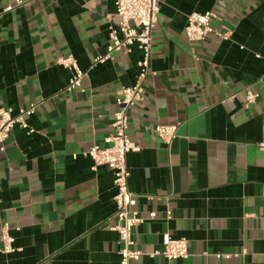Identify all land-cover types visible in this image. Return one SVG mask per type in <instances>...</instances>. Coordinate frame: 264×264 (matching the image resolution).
Listing matches in <instances>:
<instances>
[{
    "label": "crops",
    "instance_id": "0c3cea01",
    "mask_svg": "<svg viewBox=\"0 0 264 264\" xmlns=\"http://www.w3.org/2000/svg\"><path fill=\"white\" fill-rule=\"evenodd\" d=\"M0 0V108L36 105L0 151L2 229L14 253L0 264H121L115 173L92 170L84 153L106 147L116 101L136 84L141 53L106 54L116 0ZM213 12L209 35L191 43L188 16ZM243 48V49H242ZM72 56L87 76L72 93ZM145 101L129 113V187L144 223L133 231L132 264H264V0H160ZM258 95L247 104V92ZM159 125L177 126L164 144ZM154 214V216H150ZM185 239L189 257L169 261L166 239ZM159 253L160 255H158Z\"/></svg>",
    "mask_w": 264,
    "mask_h": 264
},
{
    "label": "built area",
    "instance_id": "2783aa9c",
    "mask_svg": "<svg viewBox=\"0 0 264 264\" xmlns=\"http://www.w3.org/2000/svg\"><path fill=\"white\" fill-rule=\"evenodd\" d=\"M23 0H15L16 6L23 5ZM116 24L110 28L109 44L105 55L96 57L89 70L98 65L113 61L114 55L123 53L131 54L134 47L141 53V59L137 64L138 74L136 84L131 87H123L119 91L116 101V111L112 124V134L106 140V147L93 146L83 155L93 161L92 170L96 172L100 167H107L114 171V185L117 190L115 196L116 211L113 215L115 225L110 230L119 235L121 264H132L142 256L141 251L135 249L133 238L134 229L144 223L137 208L138 196L131 192L129 182L131 169L128 165V155L138 152L140 148L130 139V111L145 101L144 85L151 75V60L153 49V37L158 24L160 13V0H116ZM14 9L7 6L0 9V16ZM218 17L209 11L205 14L192 13L188 16L185 35L189 42H202L209 35H214L222 41L229 39L228 34L222 33L212 25V21ZM243 49V48H242ZM58 63L73 75L67 92L72 93L82 87V82L87 76V71H81L76 60L72 56L62 58ZM258 95L248 91L247 104H253ZM37 106L21 109L17 115L11 109L0 108V151H5V143L10 137L16 125L21 126L28 134L34 133L27 119L36 113ZM177 126L159 125L155 132L159 139L166 145H171L177 138ZM259 151L264 153V143L258 145ZM154 216V214L150 215ZM4 249L0 252L14 253L12 247L14 240L8 236L7 227L2 229ZM169 261L187 259L189 257V243L185 239L175 240L171 237L166 239L165 249L162 253Z\"/></svg>",
    "mask_w": 264,
    "mask_h": 264
}]
</instances>
